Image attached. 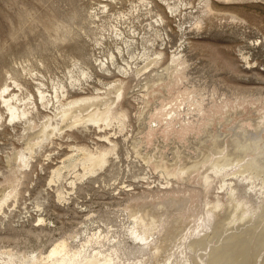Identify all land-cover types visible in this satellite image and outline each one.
I'll use <instances>...</instances> for the list:
<instances>
[{
    "label": "rangeland",
    "instance_id": "obj_1",
    "mask_svg": "<svg viewBox=\"0 0 264 264\" xmlns=\"http://www.w3.org/2000/svg\"><path fill=\"white\" fill-rule=\"evenodd\" d=\"M208 1L210 8L207 0H0V92L7 83L17 103L32 108L34 120L40 122L45 114L53 115L55 93L64 102L107 90L111 92L104 95L112 97L121 83L118 104L127 111L122 128L115 121L105 128L79 123L47 139L30 164L16 167L8 156L23 146V119L9 120L0 97V187L15 186L14 191L5 189L12 194L0 207V264L9 255L14 264H29L62 240L83 255L108 254L113 264H155L158 260L152 259L157 258L164 264L186 263L197 254L189 245L192 234L177 247L171 244L173 253L169 248L168 254L155 255L132 232L135 220L129 208L165 196H187L181 220L194 227L216 200L227 205L241 199L256 213L262 208V172L245 179L248 172L236 174L231 166L226 175L207 170L212 178L204 184L197 171L184 179L166 174L132 147L144 114L140 117V111L156 95L164 112L171 111L166 117L171 115L175 129L185 124L190 130L166 129L162 119L144 152L155 138L170 151L172 144L188 143L191 135H203L207 128L208 141L211 131L235 134L248 122V133L253 123L264 122V0ZM166 66L170 75L154 82L156 73L167 72ZM167 81L166 92L162 83ZM38 87L48 99L45 105ZM105 136L116 143L105 164L77 177L84 173L77 161L79 148H108L112 142ZM71 159L76 166L62 167V161L66 165ZM58 166L61 175L50 181ZM212 228L210 224L209 234ZM157 232L149 236L154 244ZM259 253L264 261V248ZM169 254L176 255L165 260Z\"/></svg>",
    "mask_w": 264,
    "mask_h": 264
},
{
    "label": "bare ground",
    "instance_id": "obj_2",
    "mask_svg": "<svg viewBox=\"0 0 264 264\" xmlns=\"http://www.w3.org/2000/svg\"><path fill=\"white\" fill-rule=\"evenodd\" d=\"M205 4L207 8H210V1L207 0ZM174 60L175 58L172 57L171 61ZM169 68L170 66L164 68L167 72L161 71L156 73L152 80L154 79V82H161V79L163 80L166 75H170L171 71H169ZM148 83L150 82H147L145 85L147 86ZM169 83V81L162 83V88L166 92L169 88ZM18 84L19 83L15 82V85ZM113 90L115 95L112 97H106L104 95L111 92L110 90H107L103 95L97 93L65 102L55 93L54 99L58 104L54 106L55 110L53 115L45 114L42 121L36 122L32 115L33 109L27 108L24 103H17V94L11 92L9 85L5 83L1 88L0 97L3 105L7 109L9 120L15 118L19 120L22 118L24 128V133L22 134L21 139V144L23 146L20 150L13 152L11 156H8V160L16 163V167H21L22 165L24 167V165L30 164L33 153L37 148L51 136L86 121L90 122L92 125H96L98 128H105L115 121L117 126L122 128L125 124V118L127 117L126 109L118 104L119 97H123V86L121 83L117 84ZM37 92L41 104H47L48 99L44 90L38 87ZM147 94L148 92H146V95ZM180 104L181 103H179V105ZM164 105L166 107V104ZM164 109L163 104L159 101V95H156L154 102L150 104L146 102L145 108L140 111V117H142L141 115L143 113L144 114L143 118H140V127L135 135L136 137L133 140L132 147L135 150L134 152L140 154V158L146 163L153 162L155 167L162 168L163 172L166 174L181 179H184L191 173L197 171L200 174L197 173L198 176H201V181L204 184L212 178V174H209L207 170H210L215 175L219 173L226 175L228 173L226 172V167L229 166L232 168L235 167L236 174H240L239 171H242L243 174L245 171L248 172L244 175L245 179L253 178L257 172H262L264 175V144H262L264 143V139H262L264 122H261L262 125L257 126L253 123L254 127L247 129L249 131L248 133L244 131L247 128L246 125L250 126V123L248 122H245L246 125H240V128L235 134H231L230 131L228 133L220 132L221 134H216V131H211L208 141L205 138L207 136L205 133L208 130L205 124V128L207 129L203 128L204 134H200L199 136L191 135L188 143L177 141V143L174 144V147H172L173 144L171 145L169 151L163 146L165 144L161 140H158L160 138H155L154 144L152 143L153 145H151L153 148L150 147L149 151L144 152L143 148H148L147 143L151 137L156 134L155 132L157 131L158 124H160L159 122H161L162 119L166 121V129L172 128L176 132L183 133L190 130L185 124L181 126L179 130H176L172 123L173 118L171 115L170 117H166L167 115L169 116L171 111L164 112ZM2 117L3 114L0 111V121ZM226 118L228 119L229 117L226 116ZM254 130H258L257 132L259 136L256 138L254 137ZM246 133L250 135L248 136ZM260 137L262 143L258 142ZM104 138L112 142L108 136H105ZM252 139L254 141H252ZM115 145L116 143L112 142V145L108 148H103L98 151H91L86 147L81 146L79 149L82 150V156L79 157L77 161L81 165L84 173H76L77 177H81L85 173L88 174V172L92 173L94 172L95 167L101 166L103 163L105 164L107 160L106 154L113 150ZM167 147L169 146L167 145ZM68 161L69 164L66 165L64 164V161H62V167L77 165V162H72V159ZM61 169V166H58L53 170L50 181L61 175ZM70 183L72 185L75 184V180H71ZM11 185L4 188L0 187V207L6 202V199L12 194V191L15 190V186ZM7 187H12V191L5 190ZM230 189L232 192L233 188ZM190 195L192 194H189V196ZM186 201L187 196L183 197V195L182 197L165 196L164 198H159L155 203L148 202L144 205L130 207L129 215L135 220L132 219L135 223L132 232L135 234L136 238H139V240L143 242V244L150 245L155 250V255H161L159 253L165 255L169 251L168 249L173 247L171 244H175L177 247L179 245L178 243H180L183 238L185 239L188 234H192L189 245L196 250L195 252H197V254L194 257L192 256L191 259L187 258L186 263L183 261L181 264H264V261L259 259V256L262 254L259 252L264 248V221H262L264 218V204L256 213L253 208H250V206L246 205L245 201L241 199L231 200L234 201V203H228L227 205H222L221 202L216 200L208 205L205 217H203L198 225L196 224L197 227H194L189 225L190 223H187V225L184 219L181 220V216L183 215L182 212H184L181 210L185 207ZM190 204H193V202ZM174 210H176V212L178 211V213L176 214L175 212V215L170 214ZM236 219L239 220V222L237 221V224L236 222L234 223ZM210 224L213 228L212 231H209L211 232L209 234L208 230L210 229ZM234 224L241 225L236 226ZM153 230L160 231V233L157 232L160 234L158 237V243L156 242L155 244L152 243V239L149 240L150 233ZM194 230H197V232L193 233ZM129 233L131 232L129 231ZM66 242L67 241L62 240L56 243L50 249L49 253L45 255V257L43 256L44 258L32 257L29 264H113L111 261L113 259L110 256H107L108 254L104 257H100L101 255L98 256L95 252L92 255H83V250H71ZM176 247H174L175 250L178 249H176ZM172 249L170 250V253H173ZM175 255L176 254H173V256L172 254L166 255L165 260H167V257L171 256L174 258ZM181 259L183 260V258ZM152 260L153 262L154 260L155 262L158 260L157 263L154 262L155 264H160L159 260L161 262V259L158 258ZM3 261L5 264H14L11 255L4 258ZM162 262L161 264H164V260Z\"/></svg>",
    "mask_w": 264,
    "mask_h": 264
}]
</instances>
